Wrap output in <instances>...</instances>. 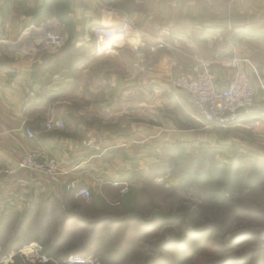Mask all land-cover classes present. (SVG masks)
I'll use <instances>...</instances> for the list:
<instances>
[{"label": "crops", "instance_id": "0c3cea01", "mask_svg": "<svg viewBox=\"0 0 264 264\" xmlns=\"http://www.w3.org/2000/svg\"><path fill=\"white\" fill-rule=\"evenodd\" d=\"M68 1L69 38L82 59L54 68L57 48L40 55L34 47L39 39L31 14L41 0H0V218L12 209L46 214L53 203L82 201L76 194L81 186L102 196L155 161L162 146L191 140L198 113L173 80L190 74L195 58L209 61L217 85L224 86L234 52L248 59L243 66L252 81L264 85V0ZM125 18L145 33L142 41L130 30L119 41L96 44L92 27L112 28ZM153 36L173 49L151 50ZM140 64L154 70L142 72ZM253 114H264V88L257 87ZM54 120L64 128L46 126ZM246 124L234 128L250 129ZM253 130L264 137V122ZM30 149L58 161L64 172L58 181L17 167Z\"/></svg>", "mask_w": 264, "mask_h": 264}, {"label": "rangeland", "instance_id": "374dc122", "mask_svg": "<svg viewBox=\"0 0 264 264\" xmlns=\"http://www.w3.org/2000/svg\"><path fill=\"white\" fill-rule=\"evenodd\" d=\"M17 7L21 11L26 9L22 4H17ZM62 9L66 10V7ZM68 9L71 22L66 21L67 29L63 25L59 27L56 16L47 17L39 25L33 26L36 34L34 39L39 41L29 48L37 46L36 54L40 52V55L48 47L49 50L57 48L55 51L60 58L57 55L52 57L54 68L66 67L82 59L80 48H76L69 38L73 34V18L70 5ZM54 10L53 6L49 13ZM61 33L66 35L65 41L62 40ZM140 37L142 41L146 37L145 33L142 32ZM167 43L169 47H155L152 40L150 49H173V45ZM132 51L135 52L133 49ZM42 57L46 59L47 54ZM140 66L147 67L143 72L154 70V66L150 64ZM205 125L195 115V136L191 140L185 142L179 139L175 144L162 146L156 160L127 175L128 180L121 188L102 196H95L88 189L90 198L72 201L71 205L62 204L59 206L60 211L55 210L57 205L50 206L46 217H41L42 212L37 210L34 215H30L28 226L31 229L26 233L30 241H25L17 250L5 255L2 251L7 242L0 240L3 245L0 248V264H9L14 260L41 264L49 262L51 258L42 253V245L34 239H42L63 218L68 220L65 236L61 241L65 246H62V256L65 255V259L69 255H92L99 264H159L163 257H167L162 250L165 242L181 240L188 229L213 225L216 232L212 238V250L204 253V259L195 264H210L212 261H219L226 254L244 256L247 250L256 248L261 241L260 232L264 231V187L245 192L230 204L213 205L198 199L192 193L197 190L182 189L179 179L189 170L203 172L211 163L223 166L234 161L237 156H241L240 161L245 158L254 159L256 156L264 159V137H258L253 128L221 129L206 126V129ZM184 128L186 127L179 126V129ZM100 197L103 203L99 202ZM8 222L16 224L17 218L12 217ZM243 230L253 231L256 236L253 234L241 247L226 250L230 235ZM27 246L30 247L27 249ZM30 248L34 256L39 253L49 260L41 262L33 258L31 261V257H28L32 254Z\"/></svg>", "mask_w": 264, "mask_h": 264}, {"label": "trees", "instance_id": "16d2710c", "mask_svg": "<svg viewBox=\"0 0 264 264\" xmlns=\"http://www.w3.org/2000/svg\"><path fill=\"white\" fill-rule=\"evenodd\" d=\"M55 7L53 13H49L51 7ZM66 7V10L62 9ZM68 0H41V5L32 12L31 22L39 24L47 17L56 16L59 22L67 29L66 21L71 19L69 14ZM57 10V11H56ZM69 30V29H68ZM241 159L237 156L234 161L226 165L214 164L208 165L203 172L195 169L189 170L180 179V187L185 191L194 189L192 193L200 200L209 204H230L234 199L245 193L259 190L264 187V159L256 156L254 159ZM163 169V168H162ZM201 188V189H197ZM56 204H51L54 206ZM58 206V204H57ZM59 210V206L55 209ZM30 211L19 212L12 209L0 218V240L7 242L2 251L5 255L11 251L17 250L25 241H30L26 234L31 228L28 226L30 222ZM38 216V215H37ZM46 217V214L41 217ZM12 217L17 218L16 224H10L8 220ZM58 218V217H56ZM60 218V217H59ZM67 218H63L62 222L52 226L49 231L43 235L42 239L37 240L42 245V253L51 258L44 264H61L65 259L62 256L64 232L67 227ZM8 223V224H7ZM9 225V226H8ZM216 232V227H207L201 229H188L184 238L181 240H169L165 242L163 251L167 257H163L159 264H195L196 261L201 262L204 259V253L212 250V238ZM253 231H237L230 235L229 245L226 250H234L244 245L252 235ZM256 236V235H255ZM260 243L254 249L247 250L244 256H234L226 254L219 261H212L210 264H264V231L260 232ZM40 237V236H39ZM1 248L3 245L0 243ZM223 250V248H222ZM225 250V249H224ZM9 264H41L25 261L14 260Z\"/></svg>", "mask_w": 264, "mask_h": 264}, {"label": "built area", "instance_id": "2783aa9c", "mask_svg": "<svg viewBox=\"0 0 264 264\" xmlns=\"http://www.w3.org/2000/svg\"><path fill=\"white\" fill-rule=\"evenodd\" d=\"M130 30L137 35L142 33L127 18L112 28L96 25L92 28L91 33L96 44L99 45V43L109 40L114 31L124 38ZM152 38L155 47H169L166 40L160 37ZM137 48L139 50V47ZM227 63L232 67V74L224 86L217 85L215 75L209 69V61L200 58L194 59L190 74L176 75L173 84L176 88L186 92L198 116L206 126L229 129L247 123L248 128H255L260 122H264V114H253L257 87L264 88V85L258 78V85L252 81L247 69L243 66L250 64L248 59L239 57L233 52ZM146 68L139 66V70L142 72ZM46 126L48 128H64L60 120L48 121ZM25 132L28 137L33 136V133L28 129ZM17 167L46 175L53 181H58L64 174L58 161L47 155L42 149L25 151ZM17 167L8 169V172H13ZM1 174L2 170L0 169V176ZM70 186L69 184L67 187ZM76 194L85 198L91 197L86 187L78 188ZM29 247L27 246V248ZM28 257H31V261L33 258L39 259L41 262L49 260L48 257L39 253L34 256L33 252ZM61 264H99V261L92 255H69Z\"/></svg>", "mask_w": 264, "mask_h": 264}, {"label": "bare ground", "instance_id": "6f19581e", "mask_svg": "<svg viewBox=\"0 0 264 264\" xmlns=\"http://www.w3.org/2000/svg\"><path fill=\"white\" fill-rule=\"evenodd\" d=\"M115 30V29H114ZM120 34L119 33H116L115 31L113 32V35L111 36V38H109V40H112V41H119L118 39L120 38ZM121 39H123V37H121ZM28 249V248H27Z\"/></svg>", "mask_w": 264, "mask_h": 264}]
</instances>
